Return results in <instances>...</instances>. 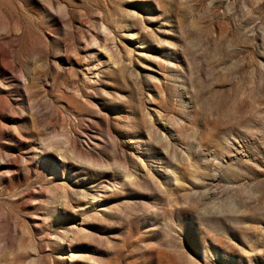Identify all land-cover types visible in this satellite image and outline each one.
<instances>
[{
	"label": "rangeland",
	"instance_id": "obj_1",
	"mask_svg": "<svg viewBox=\"0 0 264 264\" xmlns=\"http://www.w3.org/2000/svg\"><path fill=\"white\" fill-rule=\"evenodd\" d=\"M0 264H264V0H0Z\"/></svg>",
	"mask_w": 264,
	"mask_h": 264
}]
</instances>
